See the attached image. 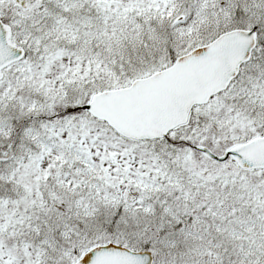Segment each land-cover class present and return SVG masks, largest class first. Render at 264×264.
Returning a JSON list of instances; mask_svg holds the SVG:
<instances>
[{
    "label": "snow or ice",
    "instance_id": "6c2138e0",
    "mask_svg": "<svg viewBox=\"0 0 264 264\" xmlns=\"http://www.w3.org/2000/svg\"><path fill=\"white\" fill-rule=\"evenodd\" d=\"M0 264H264V0H0Z\"/></svg>",
    "mask_w": 264,
    "mask_h": 264
}]
</instances>
